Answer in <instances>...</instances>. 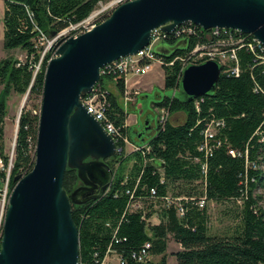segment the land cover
I'll return each instance as SVG.
<instances>
[{
	"label": "trees",
	"instance_id": "1",
	"mask_svg": "<svg viewBox=\"0 0 264 264\" xmlns=\"http://www.w3.org/2000/svg\"><path fill=\"white\" fill-rule=\"evenodd\" d=\"M3 47L21 49L25 61L12 57L0 60V158L5 178L9 158L3 152L6 98L10 93L25 95L28 101H38L31 108L25 106L18 121L17 135L11 169L9 190L13 178L31 171L35 160L38 115L44 83V70L52 53L46 52L39 69L35 71L41 53L37 41L40 34L51 38L86 20L99 3L109 0H3ZM188 25V24H186ZM195 33L163 58V91H173L172 96L162 95L151 102L154 110H164L168 119L156 124L152 134L133 132L126 126L127 112L118 96L126 95L122 75L102 76L98 91L105 96L107 119L130 143L147 144L148 152L125 150L108 160L114 170L112 183L106 194L83 205H72L71 217L79 234V264H99L107 252L115 253L123 264H139L132 259L145 243L150 244L149 255L159 260L143 264H167L169 238L180 246L173 253L176 264H264V209L258 205L260 196L254 191L264 186V51L247 45L252 43L249 34L232 31V40L220 31L218 37H207L191 25ZM74 31L70 32L73 35ZM238 39L243 44H236ZM223 40V49H235L237 62L221 67L212 93L191 100H180L174 94L179 89L182 67L189 52L196 46L216 45ZM174 47L180 40L172 35L164 42ZM206 58L196 62L205 61ZM172 63V64H170ZM237 64L239 73L231 74L228 66ZM229 71V72H227ZM113 80L118 94H113L103 84ZM181 113L182 122L172 124L171 115ZM221 122L216 128L214 146L207 158L198 151L203 133L210 122ZM119 146L124 144L119 141ZM234 152V154H231ZM132 161L128 176L124 166ZM202 166L206 173L203 174ZM76 171L67 169L63 189L70 194L77 184ZM154 189L159 210L153 209L150 190ZM167 196L180 198L182 215L174 205L165 206ZM205 198V205L197 203ZM142 201L144 211H130L131 200ZM233 204L239 208L234 215L235 227L222 234H211L208 203ZM6 204L0 206V241ZM144 213V214H143ZM159 214V223L149 220ZM144 217V219H143Z\"/></svg>",
	"mask_w": 264,
	"mask_h": 264
},
{
	"label": "water",
	"instance_id": "2",
	"mask_svg": "<svg viewBox=\"0 0 264 264\" xmlns=\"http://www.w3.org/2000/svg\"><path fill=\"white\" fill-rule=\"evenodd\" d=\"M186 22L203 30L249 34L264 46V0H128L88 32L59 45L44 70L33 168L13 178L7 200L0 264H79L72 205L106 194L114 170L105 161L115 154L113 140L80 98L99 84L105 65L148 46L153 29L169 33ZM179 44L183 42L155 52L168 55ZM220 72L215 60L187 65L177 98L186 101L212 93ZM28 94L29 89L23 105ZM87 157L91 160L85 162ZM67 169L76 170L86 186L67 194L63 189Z\"/></svg>",
	"mask_w": 264,
	"mask_h": 264
},
{
	"label": "built area",
	"instance_id": "3",
	"mask_svg": "<svg viewBox=\"0 0 264 264\" xmlns=\"http://www.w3.org/2000/svg\"><path fill=\"white\" fill-rule=\"evenodd\" d=\"M128 0H117V3H123ZM109 15L106 17L103 16L102 19L98 22H94L93 24H87L83 25L84 21H82L79 24L76 25H71L68 30L74 31L73 35H65L66 30L63 32H60L57 34L55 40H59L60 44L64 42L66 39L70 37H77L80 34H83L85 32H88L91 30L94 26L97 24L103 22ZM188 24V25H186ZM191 25H194L190 22L183 23L180 26L175 27L171 32L166 33L163 32L160 28L153 29L150 34V42L148 46L144 47L142 50H140L138 53L135 55H130L127 57L120 58L116 61H113L107 65H105L102 69H100V78L102 76L106 75H122L124 77V82L125 84L127 83L128 78L130 77H140L145 74H147L149 71L152 70V68L157 64L158 66L163 65V58L159 57L156 55L154 51V46L158 44H164L166 38L168 36H173L175 39L180 40V42L185 43L189 36L193 35L195 33V29L191 27ZM196 26V25H194ZM198 29L201 31H208L206 34L207 37L211 36H217L219 35L220 31H223L224 34L227 33V36L229 37L228 40H232L231 33L232 31L230 30H223V29H211V30H203L199 26H196ZM236 32V31H234ZM45 37L43 34H40V38ZM38 39V40H39ZM38 42V41H37ZM223 40H219L216 45L212 47V45H196L190 52L186 60H183L180 58L181 61H185L184 65L182 67L183 69L189 65V64H197L196 62L202 60L203 58H206V60H215L217 61L220 66H226L229 64V62H234L236 63V55H235V49H223V47L219 46H224ZM236 44H243L242 39H238L236 41ZM247 47L251 50L254 51L255 48H258L261 52L264 51V46L259 44L254 38L252 39V43H249ZM58 49V48H57ZM57 51V50H56ZM52 53L51 57L49 60L53 57H55V53ZM200 51V55H204L203 58H200L197 61H194L193 58L196 57V53ZM46 52H43L40 56L38 64L35 66V71L39 69V66L41 64V61L44 57ZM264 61V57H261ZM205 60V61H206ZM48 62V61H47ZM204 62V61H203ZM202 63V62H201ZM172 64V63H170ZM228 70L230 71L231 74H234L235 76L238 75L239 69L237 67V64H235L232 67H227ZM181 71V72H182ZM227 71V72H229ZM98 86L99 84L95 85L92 90L88 93L85 94L80 98V102L82 106L86 109V111L98 122L102 125L103 129L106 131V133L111 137L115 144V154L119 155L123 152V149L125 150L126 144H129V140L127 136L123 133H121L115 126L107 119L106 114H105V96L104 94L98 91ZM127 92V91H126ZM160 115L158 116V124L162 125L164 122L168 119V114L164 110H159ZM221 125V122H210L207 125V128L205 129L203 133V142L198 146V151L203 153L204 157L207 158L208 156L211 155L212 149L214 146L219 145V142H215V134H216V128ZM122 142L124 144V147L119 146L118 143ZM131 144V143H130ZM132 145V151H143L148 152V147L147 144H142V145H136V144H131ZM231 154H234V152H231ZM2 163V162H1ZM4 170V166L2 164V169ZM203 174L206 173V168L205 166H202ZM6 171V176L3 179H0V206L1 208L4 207L5 204H7V200L9 197V174H10V165L5 169ZM151 197L154 198L153 200V209L154 210H159V206L156 203V198H155V190L151 189L150 190ZM180 198H173L170 196H167L165 198V206H170L174 205L175 208L177 209V214L182 215L183 213V208L179 204ZM199 208H203L205 205V198H201L198 203H197ZM129 210L130 211H138L142 210L144 211V207L142 204L141 200L138 199H133L131 200L129 204ZM144 214V213H143ZM144 219V217H143ZM149 248L150 244L145 243L143 247L136 253L132 254V259L139 264L145 263L150 255H149ZM113 257L114 262H110V258ZM99 264H123V261H121L120 257L117 256L115 253L107 252V255L104 256V258L99 262Z\"/></svg>",
	"mask_w": 264,
	"mask_h": 264
},
{
	"label": "rangeland",
	"instance_id": "4",
	"mask_svg": "<svg viewBox=\"0 0 264 264\" xmlns=\"http://www.w3.org/2000/svg\"><path fill=\"white\" fill-rule=\"evenodd\" d=\"M119 5L117 0H109L107 2L99 3L94 10V12L84 21L83 25L93 24L96 21H100L103 16L110 15L111 11ZM4 12V1L0 0V60L7 57H12L17 61H25V52L21 49L7 50L3 47V23L2 17ZM65 35H70V30L65 29ZM63 32V31H62ZM57 36V35H56ZM56 36L51 38L42 37L38 40L37 44L43 52L53 53L57 50L60 45V41L55 40ZM160 48L165 50H170L167 44H158L154 46V51H158ZM204 55H200V51L196 53V57L193 58L194 61L203 58ZM164 83V73L161 66L157 64L149 71L147 74L140 77H130L126 83V95L124 97L118 96V91L113 80L104 79L103 84L108 91L116 94L119 102L125 107L127 112L126 126L133 129L135 133H141L145 122H147V130L143 133V139L152 134L157 122L160 111L154 110L151 107V102L157 99L159 96L166 95L172 96L173 91H163ZM177 92L175 96L177 97ZM25 95H18L15 93H10L6 98V117L4 120V138H3V152L4 155L9 158V164L11 169V161L13 158L15 135L17 131V123L21 108L27 106L38 105V101H28L26 99L24 105ZM169 120L171 121L170 117ZM179 123V122H177ZM132 150L131 146L126 144L125 152L126 154ZM111 159V158H110ZM108 159V160H110ZM91 157H87L84 161L88 162ZM108 160L105 161L107 164ZM108 165V164H107ZM114 173L116 172L117 165L114 167ZM132 168V161H129L124 166V176H128ZM0 169H2V163L0 158ZM264 171V167H262ZM76 171V170H75ZM77 175V174H76ZM78 178V177H77ZM86 186L82 180L78 178L77 184L74 189ZM73 189V190H74ZM11 190H9L10 193ZM255 196H260L258 199V205L264 209V186L258 187L254 191ZM208 214L210 215L209 228L211 234H222L231 230L237 224L234 215L239 211V208L233 204H214L208 203ZM159 214L153 216L150 219V224L158 223ZM180 250V246L176 244L171 238H169L168 250H167V261L168 264H176V260L173 257V253ZM152 262L159 260L158 256H150L149 259Z\"/></svg>",
	"mask_w": 264,
	"mask_h": 264
},
{
	"label": "crops",
	"instance_id": "5",
	"mask_svg": "<svg viewBox=\"0 0 264 264\" xmlns=\"http://www.w3.org/2000/svg\"><path fill=\"white\" fill-rule=\"evenodd\" d=\"M183 115L181 114V113H176V114H174V115H171V117H170V119H171V123L172 124H178L177 122H182V120H183ZM144 139H142V141H143ZM132 144V143H131ZM130 143L128 144L129 146H131V148H132V145H131ZM131 151L132 150H130L127 154H130L131 153ZM126 153V152H125ZM156 216H157V214H155ZM155 215H153V216H155ZM152 216V217H153ZM151 217V218H152ZM149 222H150V220H149ZM158 223H159V221H158ZM158 223H155V224H158ZM167 250H168V248H167ZM110 262H114V259H113V257H111L110 258ZM167 264H168V261H167Z\"/></svg>",
	"mask_w": 264,
	"mask_h": 264
},
{
	"label": "flooded vegetation",
	"instance_id": "6",
	"mask_svg": "<svg viewBox=\"0 0 264 264\" xmlns=\"http://www.w3.org/2000/svg\"><path fill=\"white\" fill-rule=\"evenodd\" d=\"M146 128H147V125L143 126V128H142L141 132H142V133H145V132H146V130H147Z\"/></svg>",
	"mask_w": 264,
	"mask_h": 264
}]
</instances>
